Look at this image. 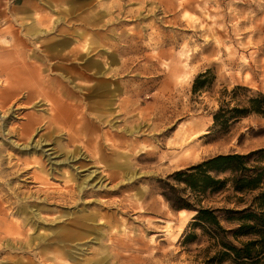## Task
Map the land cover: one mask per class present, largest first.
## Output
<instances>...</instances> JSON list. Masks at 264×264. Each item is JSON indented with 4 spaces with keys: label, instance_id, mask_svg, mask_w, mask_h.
I'll list each match as a JSON object with an SVG mask.
<instances>
[{
    "label": "rangeland",
    "instance_id": "rangeland-1",
    "mask_svg": "<svg viewBox=\"0 0 264 264\" xmlns=\"http://www.w3.org/2000/svg\"><path fill=\"white\" fill-rule=\"evenodd\" d=\"M259 94L264 0H0V264H219L165 196L249 204L174 174L264 148V116L213 121Z\"/></svg>",
    "mask_w": 264,
    "mask_h": 264
},
{
    "label": "trees",
    "instance_id": "trees-1",
    "mask_svg": "<svg viewBox=\"0 0 264 264\" xmlns=\"http://www.w3.org/2000/svg\"><path fill=\"white\" fill-rule=\"evenodd\" d=\"M205 75H199L193 84V91L204 87ZM237 89H240L237 87ZM228 118L221 112L214 114V124L224 119L226 126L231 119L256 114L264 116V95H257L247 102V107H235L227 111ZM174 178L182 183L191 194L205 196L229 190L234 194L237 205L244 204V198L250 196L249 204L243 209L222 210L196 207L177 196L170 199L165 196L172 208L193 211L191 228L199 229L203 235L213 241L218 248L216 255L219 264L227 260L230 264H264V148L247 154H227L212 157L183 171L176 172ZM173 192L178 193L175 188ZM221 213L225 222L234 228L227 230L221 225ZM228 236L233 242L227 241ZM195 234L186 236V242L192 243Z\"/></svg>",
    "mask_w": 264,
    "mask_h": 264
},
{
    "label": "bare ground",
    "instance_id": "bare-ground-1",
    "mask_svg": "<svg viewBox=\"0 0 264 264\" xmlns=\"http://www.w3.org/2000/svg\"><path fill=\"white\" fill-rule=\"evenodd\" d=\"M61 106H63V108H65V109H70V105H66V104H61ZM51 107V109H50V111L51 112H53L54 111V106L53 105H51L50 106ZM0 120H1V117H0ZM86 187H79V189H78V192H81L82 190H84ZM68 197V199H72V196H70V195H68L67 196ZM7 202V201H6ZM30 212H31V215L33 216V217H38L39 216V214L37 213V210L35 209V210H33V209H31L30 210ZM21 213L22 214H25L26 213V209H23V211H21ZM20 224H21V222H20ZM23 226V225H22ZM19 236V235H18ZM24 248V247H23ZM15 249V248H14Z\"/></svg>",
    "mask_w": 264,
    "mask_h": 264
}]
</instances>
